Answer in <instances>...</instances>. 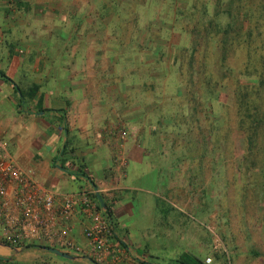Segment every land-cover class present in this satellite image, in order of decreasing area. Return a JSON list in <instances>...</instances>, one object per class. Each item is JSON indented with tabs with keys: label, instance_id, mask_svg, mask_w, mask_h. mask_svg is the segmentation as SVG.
I'll use <instances>...</instances> for the list:
<instances>
[{
	"label": "rangeland",
	"instance_id": "1",
	"mask_svg": "<svg viewBox=\"0 0 264 264\" xmlns=\"http://www.w3.org/2000/svg\"><path fill=\"white\" fill-rule=\"evenodd\" d=\"M89 70L98 71L94 80H77ZM0 73L28 110L17 109V94L0 81V139L21 168H53L42 153L49 137L61 140L47 136L52 115H36L39 93L47 100L52 89L70 87L64 97L72 101L86 84L120 179L124 144L133 140L157 173L152 199L166 215L137 230L151 232V260L173 264L179 251L168 245L191 235L198 259L262 264L253 252L264 260V134L248 146L237 96L259 90L249 112L264 126V0H0ZM70 141L56 165L89 181ZM98 195L111 213V199ZM80 235L72 230L81 247ZM0 247V264H96L32 246ZM238 249L245 253L236 260Z\"/></svg>",
	"mask_w": 264,
	"mask_h": 264
},
{
	"label": "crops",
	"instance_id": "2",
	"mask_svg": "<svg viewBox=\"0 0 264 264\" xmlns=\"http://www.w3.org/2000/svg\"><path fill=\"white\" fill-rule=\"evenodd\" d=\"M85 68H87L86 63ZM76 74L79 76L77 80L90 81L97 77L98 71L89 70L83 71L81 75H79L80 73ZM71 76H73L72 73H69L67 79L69 80V84L73 85L75 83ZM0 81L11 86L2 79ZM14 86L16 87V85ZM78 88H80L78 91L80 97L72 101H68L71 99V94H67L69 96L67 98L64 97L66 96L65 92L70 87L62 86L61 88L56 87L52 89V93L49 94V99L47 100L44 99L45 94L43 92L39 93L35 103L36 115L41 117L45 114L52 115L53 119L49 127L51 130L47 131L49 133L47 136L53 135L57 139L61 137V140L56 142V140H52V137H49L47 139L46 151L42 153L48 160L49 165L53 168L43 171L34 164L35 168L32 169L42 183L60 194L66 195L74 193L80 188H99L98 191L103 192L111 199L110 219L115 225V230L119 238L123 239L122 243L126 244L127 253L122 256L121 264H137L139 262L143 264H155L151 260L152 255L147 250V244L145 242L151 236V232L143 236L139 235L137 230L144 223H150L155 217L166 215L165 211H158L156 209L157 204L152 199L153 187L156 184L154 179L157 177V173L153 174L154 169L150 168L148 162H146L147 157L140 150L136 149V145H134L135 140H133L124 144L123 153L127 159V167L124 178L122 180L120 179L119 170L112 166L111 163L112 141L107 137L103 139V137L98 135L96 130L98 127L96 125L97 121L94 120V116L92 115V109L97 107L94 103L96 100L89 95L86 84H81ZM54 95L57 98L50 97ZM17 109L20 112L28 111L25 108V104H23L22 108ZM124 126L131 128L132 124L131 122H127ZM69 138H71L70 143L72 146L76 147L77 158L83 164V170L88 171L87 180L90 179L89 181H86V178L81 176L82 173L77 170L70 171L65 167H58L56 165L58 161L62 160L63 149L66 146L65 141H68ZM0 142L4 144L7 154L11 156L7 150V144L2 139H0ZM110 183L118 184V190L116 192L112 193L110 191L107 186ZM78 220L76 214L72 227L80 235ZM191 238V235H185L184 237L178 238L173 246H168L179 251L176 255L177 257L182 252L196 257L195 252L189 248L194 247V242H192ZM78 239L80 242H83L81 235ZM184 240L186 241L183 242ZM164 246H162L163 249H165ZM7 249L5 248V250ZM46 252L50 253L47 250ZM244 253L245 251L240 252L238 249L231 256L239 260L244 256ZM253 256L256 260L258 258L264 264L260 253L259 255H255V252H253ZM207 259L209 258L204 257L199 260H201L202 264H213L211 259H209L208 263H205ZM161 264L164 263L161 262ZM216 264H218L217 261Z\"/></svg>",
	"mask_w": 264,
	"mask_h": 264
},
{
	"label": "built area",
	"instance_id": "3",
	"mask_svg": "<svg viewBox=\"0 0 264 264\" xmlns=\"http://www.w3.org/2000/svg\"><path fill=\"white\" fill-rule=\"evenodd\" d=\"M76 214L81 247L71 237ZM116 236L96 188L60 194L21 168L0 142V245L15 252L28 246L54 248L96 264H121L127 249Z\"/></svg>",
	"mask_w": 264,
	"mask_h": 264
},
{
	"label": "trees",
	"instance_id": "4",
	"mask_svg": "<svg viewBox=\"0 0 264 264\" xmlns=\"http://www.w3.org/2000/svg\"><path fill=\"white\" fill-rule=\"evenodd\" d=\"M256 72V71H255ZM0 79H2L4 82L10 84L13 88V90L15 91V93L17 94V108H22L23 107V95L20 92V90H18L12 83L11 81L5 77L2 73H0ZM260 85V84H259ZM261 87H263L261 85ZM259 90L255 89L253 91V93H251V95H249L248 93L244 94H239L237 96V103L239 104V106L243 109V117L240 119L241 123L243 122V120H247V124L249 125V135H248V146H252L257 144L256 138L259 135H263L264 134V126L260 123L259 119L255 116L252 115V113H250L249 111H255L256 110V105L254 104L253 100L256 99V96L258 95ZM250 97V98H249ZM255 123V129H252V125ZM260 124V125H259ZM259 125V127H257ZM257 149V147L254 149V151ZM107 217L110 218V212H106L105 214ZM38 249H47V248H43V247H37ZM4 264H10V263H4ZM173 264H202L201 260H199L198 258L186 253V252H182L180 255H178V257L173 261Z\"/></svg>",
	"mask_w": 264,
	"mask_h": 264
},
{
	"label": "water",
	"instance_id": "5",
	"mask_svg": "<svg viewBox=\"0 0 264 264\" xmlns=\"http://www.w3.org/2000/svg\"><path fill=\"white\" fill-rule=\"evenodd\" d=\"M47 250L48 252L52 253L53 255L57 256V257H60V258H63V259H66V260H71L72 257L65 254V253H61L59 252L57 249H54V248H47L45 249Z\"/></svg>",
	"mask_w": 264,
	"mask_h": 264
}]
</instances>
